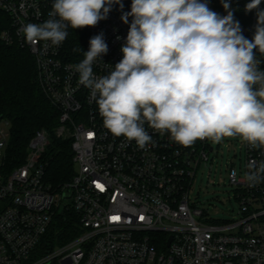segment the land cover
<instances>
[{
	"label": "built area",
	"instance_id": "built-area-1",
	"mask_svg": "<svg viewBox=\"0 0 264 264\" xmlns=\"http://www.w3.org/2000/svg\"><path fill=\"white\" fill-rule=\"evenodd\" d=\"M53 2L0 0V8L11 18V29L1 39L34 57L39 84L60 112L56 135L71 142L74 174L58 191L46 180L50 143L46 130L30 141L25 162L12 168L11 124L0 120V264H264V181L250 186L245 179L249 165L264 161V148H251L239 136L224 137L239 142L245 157L242 176L234 166L228 175L236 187L239 218L213 219L191 202V192L200 167L215 153L216 142L206 138L184 147L147 124L154 144L144 149L112 135L90 89L78 82L74 65L84 55L70 58L66 52L70 27L60 46L50 41L29 43L20 31L24 24L48 20ZM230 3L235 12V0ZM208 6L221 16L227 14L220 0H208ZM259 7L264 9V0ZM130 10L114 4L107 19L87 27L85 52L89 39L101 32L108 45V52L93 65L98 77L109 74L123 57L121 46L132 17L125 24L121 16ZM250 13L245 25L238 20L249 40L257 23L256 10ZM260 67L264 69V63ZM65 210L79 216L80 235L40 257L38 250L54 217Z\"/></svg>",
	"mask_w": 264,
	"mask_h": 264
},
{
	"label": "clouds",
	"instance_id": "clouds-1",
	"mask_svg": "<svg viewBox=\"0 0 264 264\" xmlns=\"http://www.w3.org/2000/svg\"><path fill=\"white\" fill-rule=\"evenodd\" d=\"M226 15L208 0H132L121 16L128 24L122 59L107 75L93 65L108 52L104 34L89 39L84 58L74 65L78 82L90 89L104 127L114 136L135 141L140 149L153 143L145 124L184 147L197 140L219 143L239 136L251 148H264V9L250 0L245 13L256 10L253 38L243 35L230 0H220ZM122 0H54L49 19L20 30L29 43L60 46L68 28L94 27ZM250 186L264 181V161L249 165Z\"/></svg>",
	"mask_w": 264,
	"mask_h": 264
},
{
	"label": "trees",
	"instance_id": "trees-1",
	"mask_svg": "<svg viewBox=\"0 0 264 264\" xmlns=\"http://www.w3.org/2000/svg\"><path fill=\"white\" fill-rule=\"evenodd\" d=\"M248 2L250 0H235L234 15L242 25L250 18L251 13L244 11ZM122 3L124 7L131 9L132 0H122ZM10 29L11 18L0 8V120L5 119L11 124L9 162L12 168L21 166L25 162L32 138L38 131L46 130L50 138L45 153V160L48 162L46 180L54 191H58L73 178L71 142L56 135L60 112L48 100L39 84L32 54L16 43L7 45L1 39L2 33ZM86 38L87 27L70 28L66 46L70 58L83 55ZM80 47L83 51H74ZM80 233V218L73 210L56 214L38 250L39 256L69 243Z\"/></svg>",
	"mask_w": 264,
	"mask_h": 264
},
{
	"label": "rangeland",
	"instance_id": "rangeland-1",
	"mask_svg": "<svg viewBox=\"0 0 264 264\" xmlns=\"http://www.w3.org/2000/svg\"><path fill=\"white\" fill-rule=\"evenodd\" d=\"M240 145L226 138L215 143V153L211 154L210 161L203 164L196 174L191 202L205 209L215 220L228 222L239 218L236 214L240 209L236 187L230 184L228 175L232 166L239 176L243 174L245 157ZM47 264L59 263L49 261Z\"/></svg>",
	"mask_w": 264,
	"mask_h": 264
},
{
	"label": "water",
	"instance_id": "water-1",
	"mask_svg": "<svg viewBox=\"0 0 264 264\" xmlns=\"http://www.w3.org/2000/svg\"><path fill=\"white\" fill-rule=\"evenodd\" d=\"M170 243H171V239L169 240V243H168V245H170Z\"/></svg>",
	"mask_w": 264,
	"mask_h": 264
},
{
	"label": "snow or ice",
	"instance_id": "snow-or-ice-1",
	"mask_svg": "<svg viewBox=\"0 0 264 264\" xmlns=\"http://www.w3.org/2000/svg\"><path fill=\"white\" fill-rule=\"evenodd\" d=\"M113 219H118V217H113Z\"/></svg>",
	"mask_w": 264,
	"mask_h": 264
}]
</instances>
